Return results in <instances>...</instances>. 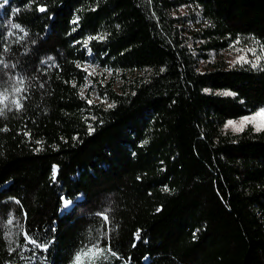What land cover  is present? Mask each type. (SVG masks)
Masks as SVG:
<instances>
[{"label": "trees", "instance_id": "16d2710c", "mask_svg": "<svg viewBox=\"0 0 264 264\" xmlns=\"http://www.w3.org/2000/svg\"><path fill=\"white\" fill-rule=\"evenodd\" d=\"M244 37L264 43V0L0 7V264H73L94 244V264H264V130H221L264 108V65L198 70ZM89 58L134 75L97 83L110 106L81 94Z\"/></svg>", "mask_w": 264, "mask_h": 264}, {"label": "rangeland", "instance_id": "374dc122", "mask_svg": "<svg viewBox=\"0 0 264 264\" xmlns=\"http://www.w3.org/2000/svg\"><path fill=\"white\" fill-rule=\"evenodd\" d=\"M188 13L189 11L187 8H182L179 11V14L183 15ZM197 45H200V42H198ZM250 50H254L255 55H253V51ZM202 51L206 52L207 56L204 58L201 57L199 59L198 70L201 72L207 71L219 65H223L225 68H230L233 65L235 66L238 64H256V66L264 65V43L252 37L239 38L227 48H210ZM241 57H244L248 62L241 60ZM257 57H259L258 60ZM84 69L88 76L86 78L84 87L81 89V94H88L89 100L91 102L100 103L105 107L110 106V103L100 94L97 83L103 85L106 82H111L113 89L117 92H120L123 87H126V83H130L129 77H134V75L129 72L123 75L121 70L113 71L111 68L101 67L97 62H93L90 58L84 63ZM204 90L209 91L210 89L204 88ZM213 92L219 93L220 90L214 89ZM261 109L264 108H258L254 112L247 115L226 120L221 127L222 132L236 133L245 129H250L255 132L264 130V121L261 120H257L255 122H246L240 128L233 126L226 127L228 121H234L239 124V122L244 120V118L254 116Z\"/></svg>", "mask_w": 264, "mask_h": 264}, {"label": "snow or ice", "instance_id": "6c2138e0", "mask_svg": "<svg viewBox=\"0 0 264 264\" xmlns=\"http://www.w3.org/2000/svg\"><path fill=\"white\" fill-rule=\"evenodd\" d=\"M8 0H3V3H0V7H3L4 4H7ZM39 11H45L44 8H39ZM15 27L17 29H20V31H23L22 28H20L19 25H15ZM9 35H11V33H9ZM89 39H92V37H90ZM102 39V37H101ZM87 45V41H85V46ZM253 51V55H255L254 50H250ZM241 60H243L244 62H248L244 57L240 58ZM259 59V57H257V60ZM256 64H253V67H255ZM91 74V73H90ZM23 90H21L22 92ZM224 95H234V93H230V92H226L224 93ZM89 103H91V101H88ZM257 120H261L264 121V109H261L260 111H258L257 114H255L252 117H246L244 118V120L240 121L239 124H237L234 121H228L227 126H233L236 128H240L244 123L246 122H255ZM91 131V129H90ZM58 169H53V179H55L56 173H57ZM17 203H19V201H16ZM62 203L64 205V207H68L71 204V200L66 199V198H62ZM12 221H9V224H11ZM135 239L138 241L140 239V233L137 232L135 234ZM25 241H26V245L28 243H31L34 245V247L36 248H41L43 251H47V247H48V242L46 243H37L36 240L31 239L28 237L27 233H25ZM105 250L100 248L98 244H94L91 247H88L87 245H85L80 252L75 254V259L73 264H94V261L96 259V256L98 254H102ZM109 252H111V249H108ZM113 255H115V253H113Z\"/></svg>", "mask_w": 264, "mask_h": 264}, {"label": "clouds", "instance_id": "9594fccd", "mask_svg": "<svg viewBox=\"0 0 264 264\" xmlns=\"http://www.w3.org/2000/svg\"><path fill=\"white\" fill-rule=\"evenodd\" d=\"M20 86L19 87H13L12 91L13 92H20L21 90H23V81H20ZM8 99V92L4 91V92H0V105L5 104V101ZM13 103L15 104V106L17 108H20L21 105L19 103L18 100H13ZM6 106V105H5ZM0 115H3V108H0Z\"/></svg>", "mask_w": 264, "mask_h": 264}]
</instances>
